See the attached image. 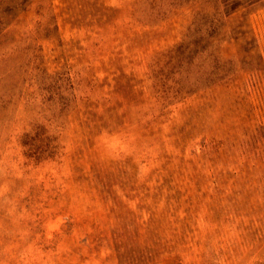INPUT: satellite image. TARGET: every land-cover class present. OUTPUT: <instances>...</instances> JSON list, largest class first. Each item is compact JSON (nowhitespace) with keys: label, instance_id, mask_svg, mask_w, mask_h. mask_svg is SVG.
I'll use <instances>...</instances> for the list:
<instances>
[{"label":"rangeland","instance_id":"rangeland-1","mask_svg":"<svg viewBox=\"0 0 264 264\" xmlns=\"http://www.w3.org/2000/svg\"><path fill=\"white\" fill-rule=\"evenodd\" d=\"M0 264H264V0H0Z\"/></svg>","mask_w":264,"mask_h":264}]
</instances>
